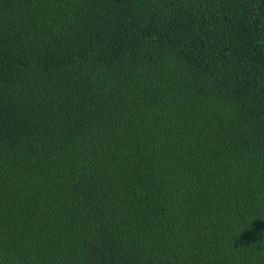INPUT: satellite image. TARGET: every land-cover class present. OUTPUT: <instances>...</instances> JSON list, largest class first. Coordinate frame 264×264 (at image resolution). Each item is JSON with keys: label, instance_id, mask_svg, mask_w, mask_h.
Listing matches in <instances>:
<instances>
[{"label": "trees", "instance_id": "16d2710c", "mask_svg": "<svg viewBox=\"0 0 264 264\" xmlns=\"http://www.w3.org/2000/svg\"><path fill=\"white\" fill-rule=\"evenodd\" d=\"M0 264H264V0H0Z\"/></svg>", "mask_w": 264, "mask_h": 264}]
</instances>
